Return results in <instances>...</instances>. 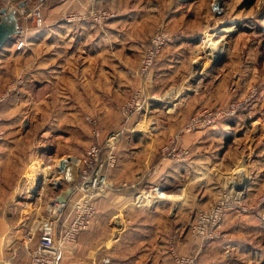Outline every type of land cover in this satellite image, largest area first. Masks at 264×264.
Here are the masks:
<instances>
[{
    "label": "crops",
    "instance_id": "0c3cea01",
    "mask_svg": "<svg viewBox=\"0 0 264 264\" xmlns=\"http://www.w3.org/2000/svg\"><path fill=\"white\" fill-rule=\"evenodd\" d=\"M213 1H49L42 8L43 26L26 34L28 49L17 52L23 60L15 74L22 71L25 83L16 103L33 100V121H44L37 127L38 138L52 156L60 186L53 189L47 204L64 191L69 192L66 202H71L76 197L74 189L62 186L68 170L77 168L73 159L82 158L94 143L107 145L119 133L122 126L119 106L139 83L137 64L154 27L163 21L165 28L177 36L161 50L146 81L148 92L162 100L154 106L162 109L151 116H141L119 136L117 162L107 170L108 186L96 202L95 221L79 233L74 246L61 250L58 264H172L171 245L179 253L194 254L195 264H264V201L256 203L264 195V99L258 101L261 110L247 131L246 141L252 139L254 146L248 144L242 149V154L252 158L245 193L252 210L241 214L227 212L222 234L214 240H195L188 228L196 209L208 205L210 199L215 201L216 186L225 182H220L219 177L224 179L233 159L230 148H224L225 136L231 131L228 121L181 132L175 146L189 149L187 162H172L161 151L205 106H224L230 98L218 76H210L211 83L196 81L201 71L206 70L207 74L215 68H224L225 73L233 71L229 65H209L206 54L198 48L202 35L215 19L211 10ZM99 8L111 10L114 16L101 24L91 18L71 23L63 18L70 11ZM198 61L204 66L197 67ZM7 73V68L1 65L0 90L9 85ZM42 89H48L49 94H40ZM171 89H176L174 98L163 100ZM9 99L0 108L3 118L0 129L8 127L5 116L10 109L4 106ZM43 105L54 111L43 114L40 108ZM25 120L24 117L22 123ZM153 121L156 126L149 128ZM47 122L49 129L45 126ZM17 127L7 131V138L13 143L25 136ZM13 146L5 142L0 147V264H26L29 253L15 238L17 232L31 230L35 237L29 247H36L38 229L46 216L43 210V217L41 206H33V199H29L27 207L12 203L10 189L3 186L10 183L12 169L7 162L9 155H13ZM244 170L239 171L241 180L246 176ZM23 172L18 174L19 178ZM152 183L163 187L166 198L136 206L132 191H138L139 185ZM115 218L118 228L112 224Z\"/></svg>",
    "mask_w": 264,
    "mask_h": 264
},
{
    "label": "rangeland",
    "instance_id": "374dc122",
    "mask_svg": "<svg viewBox=\"0 0 264 264\" xmlns=\"http://www.w3.org/2000/svg\"><path fill=\"white\" fill-rule=\"evenodd\" d=\"M0 1H1L0 7L3 6V8L5 9V12H3V16L5 17V20L7 22L13 23L17 29V32L10 37V39L7 41V43L0 51V66L4 65L5 68H7L8 70L7 83L9 84L7 87L0 90V95L6 93V98L0 102V108H1V104L3 105L11 97L8 101L9 104H6L4 106L5 107L4 109H10V112L7 111L8 116L10 117L5 116L6 118L5 123L8 126L7 127L8 129L7 128L0 129V147L2 146V143L5 142L10 146L14 145L13 155L12 154L9 155L10 161L9 163L7 162V166H9V168L12 169V174H10L8 177L10 183L3 186L8 187L10 189L11 195H13L12 203H17L20 204L21 206L27 207L30 206L29 199H33V201L35 202L33 203V206L35 207L37 205L41 206V213L44 217L45 213L43 210H46V216L48 215L47 203H46L47 200L49 199V197H52L53 189H58L60 188V186L58 183L59 181H56L57 175L55 174L54 167L52 165V160H51L52 156L50 155V153H47L46 150H44L38 138L39 128L37 127H39L41 123L43 124L44 121H39L38 119H35V121H33L32 119L33 114L35 112L34 109L35 105L33 103V100L28 101L26 103L22 102L21 104L16 103L17 97H20L19 94L20 93L22 94L23 92L22 87L24 86L25 83V78H24L25 75L22 71L20 73L15 74V71L18 69V67H20V64L22 63L23 60L22 58H19L17 56L18 55L17 52H23V49H28L29 43L26 34L29 33L30 30L36 29L33 27L32 22L28 21L30 19L29 17L31 15L30 13L38 5L43 18L42 8H44V5L49 1H54V2L57 1L55 0H0ZM7 1L10 2L7 3ZM218 1L220 3L218 11L217 12L212 11L214 13L215 19L213 20V22H211L209 28H207L206 33L203 35L201 34L202 37L199 41L200 44L198 48L199 50H201L203 53L206 54V57L208 59L205 60H207L206 62H208L209 65H214V66L229 65L232 67L233 71L232 72L228 71V73H225L224 68L222 69L215 68L213 69V73L211 72L208 74L206 70L201 71L199 75H196V78H199L196 81H200L201 84H205L206 82L211 83L212 78H210V76L213 77L218 76V81L220 83H224V86L223 85L222 86L223 88H225L226 93L230 98L228 100V103L224 106L223 105L221 106L219 104L209 105V106H205L204 109H209V110L221 109L228 106L229 103L243 102L242 100H248V103L246 102L244 103L246 105V109L244 112H242V114H240V116H238L236 120L231 118V116L221 119L222 121L223 120L228 121V124L230 125L231 128L229 134L225 136L226 140L224 141V148L225 147H227V149L230 148L231 151L229 155L233 157V159L229 161L231 162V164L230 167L227 168L228 170L224 175V179L223 176L219 177L220 182L223 183V180L225 182L220 186H216L217 188L216 194H218V196L216 195L217 196L216 200L214 201L210 199V203L208 205L204 207L201 206L198 207V209H196L195 219L188 228L189 235L191 238H193V236L190 234V229L191 226L196 221L197 213L199 211H210L214 206L218 204V202L222 201V198H224L225 196H229L228 200L230 201L235 194L237 195L240 194V200L239 203H236L237 208L233 207V208H227L225 210L223 214L222 223L219 227L220 230L219 236H221L222 234L221 229L226 223L225 215L227 212L233 211L234 213L241 214L252 210V206L247 204V201L245 200L247 184L250 178L249 161L252 158L247 157L245 154H242L243 153L242 149L245 148L248 144L254 146V143H252L253 142L252 139L250 140L251 142L246 141L247 131L251 128L253 121H255L256 114H258V110L259 111L261 110V108L258 107L260 105L258 101L261 102L262 99H264V95H263L264 93L263 92L264 91V0H254L253 5L249 8H239V5L244 0H218ZM94 10L111 12V10L105 8H99ZM111 13L114 14L113 12ZM11 16H14L16 21L12 22V20L10 19ZM158 26H163L164 29H166L163 21H160L154 27L152 33L157 29ZM171 34L173 35L172 42H174L177 36L173 33ZM19 40L24 41V45L20 48L17 47V43ZM210 44H215L216 47L206 49V47ZM143 50L140 54L139 60L142 56ZM197 64H198L197 67L204 66L202 65V61L201 62L198 61ZM223 76L226 77L227 82H225V78ZM137 78L139 80L137 87L132 90L130 95L119 106V113L122 117V126L120 128L119 133L117 132L119 136L129 128L130 124L133 123L135 124V122H137L141 116L144 115L151 116L152 113H156L158 109H162L160 106H158L157 108L156 106L152 105V103L161 102L162 100L153 101L149 103L148 108L143 109L137 115H134L130 119L125 120L121 112V107L126 102V100H128V98L131 96L134 90L142 87V80L138 76ZM19 80H21V82ZM169 91L170 94L168 93V95L165 96L166 99L163 100L174 98L175 95L174 91H176V89H171ZM46 92L47 94H49L48 89L45 90L42 89V92L40 94H44ZM12 95L15 97H12ZM40 108L42 113L45 115L48 113L50 114L52 111H54V109L49 105H43L40 106ZM29 113H31L30 116ZM49 116L50 115H48L47 119L49 118ZM24 117L27 120H25V123H22ZM0 119L3 121L1 112H0ZM229 120L232 121L230 122ZM245 120H248V123L245 122ZM190 121L191 120H189V122ZM189 122L186 124L185 127L181 128L179 132L175 133L172 139L173 141H170L168 144H166L161 148V151L165 147L167 148L169 147L173 149L175 148V150H180V151L186 150L188 152V158L186 161H181V162L189 161L190 158L189 149L178 146L176 147L175 141L179 139L181 132L186 131V127L189 124ZM155 123L156 121L150 122L148 124L149 128H154L156 126ZM45 126L48 127L47 129H49L50 126L49 122H47ZM16 127L20 128L21 132L25 134V136L22 139L20 138L19 139L20 141H17V143H13L10 141V138H7V131L12 129L14 130ZM208 127L196 126L194 129H204ZM102 146H106V145H102ZM63 148L65 147L63 146ZM1 155L2 153L0 150V157ZM43 166H49V167H47V169H43ZM74 169H75L74 174L70 173L71 171L70 169L68 170L67 172L68 174L66 176L67 181L65 180L63 181L62 187L64 186L66 188L72 187L75 190L78 181V168H74ZM241 169L246 170V176L244 178L245 180L243 181L239 177V171ZM5 171L8 172V170ZM21 171L24 172L22 177L19 178L18 174ZM38 172H39V176H37ZM31 175H35L37 176V178L34 181H32L33 176L31 177ZM70 176H71V183H69ZM214 181L216 182V180ZM153 185L160 186L164 191L161 185L153 184V183L144 186L140 185L139 189ZM33 187L38 189L32 191ZM175 189L176 188H172L171 190H175ZM164 192L165 195L167 196V192L166 191ZM166 196L164 198H166ZM157 201H155L153 204H155ZM263 201H264V195H261L257 198L256 203H260ZM245 207H246V211L241 210V208H245ZM195 240H198L200 242H205L200 240L199 238H196ZM191 256H195V255L191 254Z\"/></svg>",
    "mask_w": 264,
    "mask_h": 264
},
{
    "label": "built area",
    "instance_id": "2783aa9c",
    "mask_svg": "<svg viewBox=\"0 0 264 264\" xmlns=\"http://www.w3.org/2000/svg\"><path fill=\"white\" fill-rule=\"evenodd\" d=\"M55 1L65 3L76 0ZM30 14L29 17L33 27L36 29L41 28L43 26V18L39 6L37 5ZM113 16L111 12L92 9L85 12L70 11L65 13L63 18L67 23L84 18H91L95 23L101 24ZM172 40L173 35L164 29L163 26H158L152 33L148 44L144 47L136 69L137 76L142 80V87L134 90L121 107V112L125 120L130 119L143 109L148 108L149 103L161 100V97L149 93L145 84L160 51L169 45ZM23 45L24 41L19 40L17 47L20 48ZM19 81L21 82V80ZM5 98L6 93L0 95V102ZM242 101L229 103L228 106L221 109H203L197 116L191 119L186 127V131H190L196 126L208 127L215 125L221 119L233 115L235 110L245 102L248 103V100ZM97 135L95 133V136ZM118 137L119 134H115L106 146L94 143L84 151L82 158L73 159V161H76L78 174L81 173L83 176V179L76 184L74 190L76 197L69 203L59 204L55 200L48 202V215L45 216L44 221L38 229L39 236L36 247H29L35 237V234L31 230L22 233L17 232L15 238L19 240L20 246L29 251L26 264H58L61 250L65 247L74 246L79 233L87 230L93 224L97 211L96 202L104 196L107 190V170L114 168L117 162L116 142L118 141ZM102 152L104 158L100 159ZM162 156L175 162H181L187 160L188 152L186 150L180 151L175 150V148L165 147L162 149ZM93 164H95L94 167H92ZM47 167L49 166H43V169H47ZM32 176V181H34L39 176V172L37 176ZM34 187L32 191H34ZM165 196V192L158 185L143 187L134 195L133 203L136 206L153 204ZM228 198L229 196L222 198V201L218 202L210 211H199L197 213L196 221L190 229V234L193 238L210 241L220 235L219 227L223 220V214L227 208H237L236 203H239L240 194H235L230 200L231 202ZM241 210L246 211V207L241 208ZM169 253L172 258V264H195V256L181 254L173 246L169 247Z\"/></svg>",
    "mask_w": 264,
    "mask_h": 264
},
{
    "label": "water",
    "instance_id": "95a60500",
    "mask_svg": "<svg viewBox=\"0 0 264 264\" xmlns=\"http://www.w3.org/2000/svg\"><path fill=\"white\" fill-rule=\"evenodd\" d=\"M220 3L218 0L214 1L212 3L211 9L213 12H217L219 9ZM3 12H5L4 8H0V51L4 47V45L7 43V41L10 39L12 35H14L17 32L16 27L14 26L13 23L7 22L5 20V17L3 16ZM14 16H11L10 19H13ZM38 188H35L37 190ZM69 192H62L58 195L56 198V202L59 204H63L66 202L68 198ZM114 228L119 227V222L118 219L115 218L112 222Z\"/></svg>",
    "mask_w": 264,
    "mask_h": 264
},
{
    "label": "trees",
    "instance_id": "16d2710c",
    "mask_svg": "<svg viewBox=\"0 0 264 264\" xmlns=\"http://www.w3.org/2000/svg\"><path fill=\"white\" fill-rule=\"evenodd\" d=\"M253 2H254V0H244L240 5H239V8H249V7H251L252 5H253ZM2 105V104H1ZM152 105L154 106V103H152ZM245 109H246V105L244 104V105H242L241 107H239V108H237L236 110H235V112L233 113V115H231V118H233V119H237L238 118V116H240V114H242V112H244L245 111ZM230 121V120H229ZM232 121V120H231ZM230 121V122H231ZM245 122H247L248 123V120H245ZM104 158V154H103V152L101 153V156H100V159H103ZM95 166V164H93V166L92 167H94ZM83 179V176L81 175V173H79L78 174V181H77V183H79L81 180ZM140 187V185L138 186V188ZM137 192V191H136ZM136 192H135V190H133L132 191V194H136Z\"/></svg>",
    "mask_w": 264,
    "mask_h": 264
},
{
    "label": "bare ground",
    "instance_id": "6f19581e",
    "mask_svg": "<svg viewBox=\"0 0 264 264\" xmlns=\"http://www.w3.org/2000/svg\"><path fill=\"white\" fill-rule=\"evenodd\" d=\"M214 47H216L215 44H210V45H208V46L206 47V49H207V48H214ZM74 172H75V169H74V168H71L70 173H71V174H74ZM243 180H245L244 177H243ZM243 180H242V181H243Z\"/></svg>",
    "mask_w": 264,
    "mask_h": 264
}]
</instances>
